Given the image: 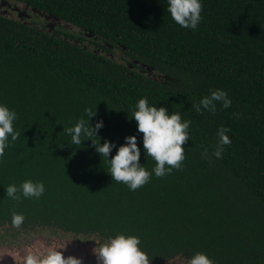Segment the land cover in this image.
Wrapping results in <instances>:
<instances>
[{
    "label": "trees",
    "instance_id": "obj_1",
    "mask_svg": "<svg viewBox=\"0 0 264 264\" xmlns=\"http://www.w3.org/2000/svg\"><path fill=\"white\" fill-rule=\"evenodd\" d=\"M8 1L31 18L0 10V103L21 132L0 158V242L48 233L98 247L121 232L140 238L149 263L203 252L213 264H264V0H202L195 30L172 20L167 0ZM217 88L231 107L196 112ZM141 97L191 124L181 167L132 191L90 140L74 146L63 129L92 107L101 143L136 135L142 147L131 118ZM220 127L231 143L217 159ZM140 163L155 166L143 151ZM24 180L44 194L9 198Z\"/></svg>",
    "mask_w": 264,
    "mask_h": 264
},
{
    "label": "clouds",
    "instance_id": "obj_2",
    "mask_svg": "<svg viewBox=\"0 0 264 264\" xmlns=\"http://www.w3.org/2000/svg\"><path fill=\"white\" fill-rule=\"evenodd\" d=\"M202 6V0H167V11L172 20L186 29L195 30L198 27L202 20ZM231 104L227 92L217 88L209 89L208 94L203 95L193 107L198 113L215 114L217 105L227 109ZM96 115L95 109L85 107L84 115L77 119L73 126L66 127L63 131L70 136L74 146L90 140L94 150L104 157L108 166L107 173L112 180L122 182L130 190L135 191L145 185L153 173L157 177H162L170 174L174 168L181 167L185 159V149L182 145L189 140L191 120H182L179 112H170L164 106L151 105L146 97L139 98L132 110L131 118L136 122L137 133L142 134L140 136L142 147L138 146L136 135L125 136L124 142L119 145L107 139L101 143L98 133L104 126L103 120H97L94 125L90 123V118ZM17 118L15 110L0 103V158L4 156L10 144L21 136V132L13 127ZM229 131L227 127L217 129L218 141L212 152L217 159L222 158L225 146L231 143L227 134ZM114 149L115 154L110 155ZM141 151L155 161L151 172L140 163ZM202 155L207 158V149ZM44 192V183L32 180H24L19 185L9 184L6 188V195L15 201H20L21 198L39 199ZM24 219L22 213L15 211L11 213V224L14 227H19ZM140 244L138 236L117 232L96 246L93 251L99 264H149V258ZM57 249L61 248L55 245L41 246L36 252L25 251L10 257L15 264H81L80 259L65 257ZM5 255L0 256V260ZM186 264H213V261L206 253L194 252Z\"/></svg>",
    "mask_w": 264,
    "mask_h": 264
},
{
    "label": "flooded vegetation",
    "instance_id": "obj_3",
    "mask_svg": "<svg viewBox=\"0 0 264 264\" xmlns=\"http://www.w3.org/2000/svg\"><path fill=\"white\" fill-rule=\"evenodd\" d=\"M41 236L43 235H37L34 237H23L17 240L0 242V256L6 254L2 260L9 261L12 259L10 256L14 257L16 254L18 253L22 254L25 251L39 250L41 246L53 245L54 243L60 244L59 247L66 252H70L72 249L73 251H78V250H75V248L80 247L79 245L81 246L87 245L86 242L76 243L75 241L70 240L67 236L65 237H62L60 235L59 236L57 235L44 236L43 239L40 238ZM57 238H61L60 241L57 240ZM62 240H66L67 242L62 243ZM83 244H86V245H83ZM7 245L10 247H7ZM5 250H11L13 251V253L7 254L5 253ZM179 256L180 255H175L171 258L164 259L161 262L149 263V264H186V261L189 257H186V256L179 257ZM2 260H0V262Z\"/></svg>",
    "mask_w": 264,
    "mask_h": 264
},
{
    "label": "water",
    "instance_id": "obj_4",
    "mask_svg": "<svg viewBox=\"0 0 264 264\" xmlns=\"http://www.w3.org/2000/svg\"><path fill=\"white\" fill-rule=\"evenodd\" d=\"M0 10H3L4 13H16V16L19 18H23V17L31 18V15L28 13L27 9L22 10L20 6L13 5L8 0H0ZM31 11L36 12L34 9H31L30 12ZM47 18L48 17H45V19ZM46 23H47L46 26L49 30H52L54 28L53 23H48V22ZM86 35L91 36L89 33ZM40 238L43 239L44 236H41ZM65 242L67 241L66 240L62 241V243H65ZM53 245L60 246V244L58 243H54ZM79 246L80 247L75 248V250H78V251H73V249L70 252H66L62 249H57V250L61 251L65 257L72 256V257L80 259L81 264H99V262L96 259V255L94 254V251H93L94 247L92 245L88 244L86 246H81V245ZM36 251L38 250H34L33 252H36ZM0 264H15V262L13 261V259L9 261L2 260Z\"/></svg>",
    "mask_w": 264,
    "mask_h": 264
},
{
    "label": "rangeland",
    "instance_id": "obj_5",
    "mask_svg": "<svg viewBox=\"0 0 264 264\" xmlns=\"http://www.w3.org/2000/svg\"><path fill=\"white\" fill-rule=\"evenodd\" d=\"M70 30L73 31V32H75L76 29H75V28H71ZM118 59H120V58L118 57ZM42 235H43V236H51V235H49L48 233H44V234H42ZM57 236H59V235H57ZM60 239H61V238H57V240H59V241H60ZM6 241H7V240H5L4 242H6ZM9 241H12V240H9ZM62 241H63V240H62ZM7 247H10V246L7 245ZM5 253H7V254L10 253V254H11V253H13V251H11V250H5Z\"/></svg>",
    "mask_w": 264,
    "mask_h": 264
}]
</instances>
